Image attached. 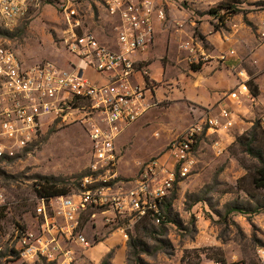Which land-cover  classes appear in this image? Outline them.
I'll return each mask as SVG.
<instances>
[{"label": "built area", "instance_id": "built-area-1", "mask_svg": "<svg viewBox=\"0 0 264 264\" xmlns=\"http://www.w3.org/2000/svg\"><path fill=\"white\" fill-rule=\"evenodd\" d=\"M29 5L30 0H0V20L8 28L15 25L28 13ZM106 8L120 21L117 47L101 43L92 33H74L67 40L77 60L71 69L53 62L28 66L14 49L0 42V160L18 157L35 143L45 115L73 106L85 111L93 154L90 174L83 178L78 192L37 199L31 222L19 220L11 231L8 227L0 230V256L4 259L15 257L27 264H75L76 247L89 249L94 245L83 223V214L90 207L101 210L105 224L118 225L119 219L126 220L117 226L126 240L138 221L151 219L160 223L175 185L196 169L199 146L216 134H229L237 123L238 115L230 105L222 107L217 116L204 114L177 135L162 155L142 165L132 188L121 187L117 141L152 106L147 100L150 69L139 68L135 57L153 43L154 14L162 21L167 17L165 9L154 0H107ZM177 26L181 29L183 24ZM180 48L192 66L210 58L195 36L182 40ZM86 69L107 76V83H94L85 75ZM136 73H141L146 85L132 84ZM244 77L238 88L226 95L232 104L241 103L243 95H252L249 79ZM81 103L87 105L80 106ZM214 149L221 155L225 146L216 140ZM97 215L93 213L92 218ZM90 224L93 227L94 221ZM260 257L264 264V250Z\"/></svg>", "mask_w": 264, "mask_h": 264}, {"label": "rangeland", "instance_id": "rangeland-1", "mask_svg": "<svg viewBox=\"0 0 264 264\" xmlns=\"http://www.w3.org/2000/svg\"><path fill=\"white\" fill-rule=\"evenodd\" d=\"M185 1H181L178 7L189 9L192 34L207 49L209 46L198 29L201 24L213 25L218 30L225 28L221 21L209 14V10L220 2L195 0L199 4H191L194 0ZM243 1L245 4L238 6L240 14L253 33L263 36L264 0ZM106 2L30 0L28 13L15 25L8 28L0 20V42L14 49L28 66L53 62L59 67L71 69L75 58L68 49L67 40L74 33H92L105 45L117 39L120 21L108 13ZM250 13H253L252 19L256 18L257 26L247 20ZM246 64L253 67L249 60ZM75 107H65L45 115L37 141L18 157L0 160V207L4 206L9 222L32 221L37 204L34 186L38 176L60 177L64 180L61 186L74 193L81 189L83 178L90 174L93 154L84 122L85 111H77ZM172 121L175 125L185 124L188 120L178 114ZM259 121L264 127V110H259L248 119H241L240 123L245 127L241 135ZM155 127L142 131L133 129L120 138L123 157L118 173L122 181L119 185L124 189L132 188L140 177L142 165L162 155L171 141L182 133L174 132V137L163 143L166 144L165 150L153 156L154 149L165 139V131ZM174 128L180 130L178 126ZM237 138H224L225 151L221 155L214 149L215 141L222 140L220 135L203 139L195 153L198 165L189 177L175 185L166 201L171 206H165L164 220L158 223L143 219L128 231L125 264H203L207 259L216 261V264H222L220 260L224 261L223 264H261L264 188L258 189L253 184L260 163L245 153ZM261 145L264 147V142ZM236 207L243 208V211L235 210ZM257 208L259 210L253 212ZM93 213L98 214L94 219ZM103 217L105 215L101 214V210L91 207L84 212L83 223L87 227L88 239L102 230L107 235L108 230L126 221L119 219L118 225L105 224ZM91 221H94L93 227ZM6 225L11 231L13 226L10 223ZM109 262L114 264L111 259ZM0 264L27 263L14 257L3 258ZM75 264L95 263L82 259Z\"/></svg>", "mask_w": 264, "mask_h": 264}, {"label": "crops", "instance_id": "crops-1", "mask_svg": "<svg viewBox=\"0 0 264 264\" xmlns=\"http://www.w3.org/2000/svg\"><path fill=\"white\" fill-rule=\"evenodd\" d=\"M181 1L186 2L169 0L163 3L162 0H154L157 6L165 9L167 19L162 21L157 14H154L153 43L146 51L138 53L135 57L139 68L150 69V92L147 100L152 106L138 122L127 128L119 137L117 149L121 156L118 172L123 157L121 139L133 129L142 131L145 128L158 126L155 128L165 131V139L151 154L156 156L165 150L166 144L163 143L174 137V132H178L176 134L183 132L189 124L197 121L204 114L217 116L225 105H230L238 118L232 129L234 132L231 130L229 134H219L223 144L224 138L238 137L243 133L245 127L241 125V119H248L259 110H264V36L258 37L253 33L240 13L231 17L223 30H216L213 25L208 27L206 24H201L198 30L209 46L206 50L210 58L202 65H197L199 68L194 70L186 60V53L180 48L182 40L194 36L191 30L193 22H189V9L178 7ZM217 1L221 3L223 0ZM191 4L199 3L194 0ZM252 16L253 13L248 14L247 20L257 26V20L255 17V20L252 19ZM177 23H182L183 27L178 29ZM109 46L117 47V39H114ZM223 55H226L225 59H222ZM248 60L253 67L246 64ZM76 64L75 58L74 65ZM84 73L94 83L103 84L108 81L107 76L98 74L92 69H86ZM244 75L249 80L254 78L259 87V95L257 97L251 95L250 98L243 95L241 103L232 104L226 95L238 88L239 83L245 78ZM146 83L141 73H136L132 77L133 85L144 86ZM178 114L186 117L188 121L185 124L182 122L174 125L172 120L177 118ZM176 126L180 130L174 128ZM103 231L89 237V240L94 242L91 248L76 247L77 262L84 259L85 262L100 264L109 257L114 264L126 263L128 244L122 232L115 228L108 230L106 235ZM202 263L216 264V261L207 259Z\"/></svg>", "mask_w": 264, "mask_h": 264}, {"label": "trees", "instance_id": "trees-1", "mask_svg": "<svg viewBox=\"0 0 264 264\" xmlns=\"http://www.w3.org/2000/svg\"><path fill=\"white\" fill-rule=\"evenodd\" d=\"M243 2H244L243 0H223L215 8L210 9L209 14H211L216 18L219 17L222 20L223 24H225L224 23L225 19L231 18L234 15L240 13L238 6L239 4H243ZM215 29L218 30L217 27H215ZM0 34H2L1 31ZM198 68L199 67L197 65H193L194 70H197ZM248 85L252 95L254 97H257L259 95V87L255 83L254 78H251L249 80ZM260 136L262 137V141ZM237 142L241 147L244 148L245 153H247L251 157H254L260 163V165L256 168V175L253 178V184L258 189L264 188V147L261 145V143L264 142V127L262 125V122L259 121L258 123H256V125L252 127L251 130L245 131L243 135L238 136ZM63 181L64 180H62L60 177L38 176V181L34 186L36 199L49 200L51 198H55L59 196H68L72 194L61 186V183ZM166 205L167 207H169L171 206V203H168ZM234 209L243 211V208L241 207H236ZM258 210L259 208L255 209V211L253 212H256ZM7 223H10L11 225L14 224L19 225L18 221L9 222L8 220H6L5 208L3 206L0 207V230L2 232L4 231V229H6ZM1 259H3L2 256H0V261ZM220 262L222 264L224 263L223 260H220ZM102 264H111V263L106 258Z\"/></svg>", "mask_w": 264, "mask_h": 264}]
</instances>
